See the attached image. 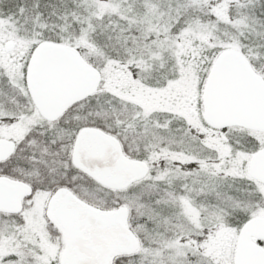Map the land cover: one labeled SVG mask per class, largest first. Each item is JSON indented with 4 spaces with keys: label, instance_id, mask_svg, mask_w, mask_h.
Masks as SVG:
<instances>
[{
    "label": "snow or ice",
    "instance_id": "obj_1",
    "mask_svg": "<svg viewBox=\"0 0 264 264\" xmlns=\"http://www.w3.org/2000/svg\"><path fill=\"white\" fill-rule=\"evenodd\" d=\"M0 264H264V0H0Z\"/></svg>",
    "mask_w": 264,
    "mask_h": 264
}]
</instances>
